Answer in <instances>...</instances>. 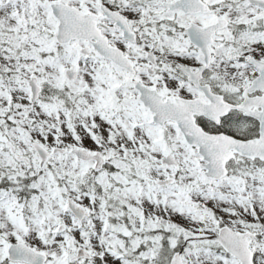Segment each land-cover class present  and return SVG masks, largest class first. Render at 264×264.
<instances>
[{
	"label": "snow or ice",
	"instance_id": "snow-or-ice-1",
	"mask_svg": "<svg viewBox=\"0 0 264 264\" xmlns=\"http://www.w3.org/2000/svg\"><path fill=\"white\" fill-rule=\"evenodd\" d=\"M0 264H264V0H0Z\"/></svg>",
	"mask_w": 264,
	"mask_h": 264
}]
</instances>
